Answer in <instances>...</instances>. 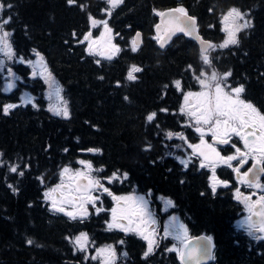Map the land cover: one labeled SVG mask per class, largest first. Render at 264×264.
Here are the masks:
<instances>
[{"label":"trees","instance_id":"obj_1","mask_svg":"<svg viewBox=\"0 0 264 264\" xmlns=\"http://www.w3.org/2000/svg\"><path fill=\"white\" fill-rule=\"evenodd\" d=\"M0 2L5 5L0 18L12 17L5 29L12 32L16 58L36 60L32 50H37L69 108L67 118L52 113L42 95L45 82L33 75L32 66L5 61L18 84L5 93L7 68L0 70V264L80 260L74 237L86 225L53 214L45 197L59 180L60 169L80 160L101 167L105 175L125 172L140 187L149 185L154 193L173 197L190 233L214 238L218 264H264V248L248 243L250 238L234 225L239 210L234 200L223 189L210 193L207 174L197 165L196 170L193 165L183 170L177 159L178 149H184L182 140L166 136L182 133L190 142L197 141L180 109L183 93L198 87L196 77L204 68L218 75L230 70L229 84H243V96L264 113V0H123L111 16L104 11L105 0H76L72 5L67 0ZM175 6L194 15L202 35L217 45L224 38L220 18L229 9L245 13L252 27L239 33L237 45L210 51L209 67L197 44L184 36L164 49L157 46L156 14ZM89 15L108 21L113 44L120 49L111 59L106 57L112 52L89 54L88 42H78L88 31L97 35ZM137 30L143 43L132 51ZM133 65L141 71L130 81L127 74ZM175 81H180L179 89ZM23 91L33 95L32 103L18 102ZM5 104L17 107L5 114ZM151 113L156 116L148 122ZM12 165L18 166L17 172L10 171ZM152 204L158 205L155 200ZM168 244L158 243L147 259L133 255V264H181L175 253L165 251Z\"/></svg>","mask_w":264,"mask_h":264},{"label":"snow or ice","instance_id":"obj_2","mask_svg":"<svg viewBox=\"0 0 264 264\" xmlns=\"http://www.w3.org/2000/svg\"><path fill=\"white\" fill-rule=\"evenodd\" d=\"M69 5H72L76 0H67ZM108 8L104 11L111 16L112 11L118 7L123 0H105ZM5 5L0 3V9H3ZM8 8H11L12 5L8 4ZM174 15L172 20L176 26L175 30L183 32L187 36H193V38L200 40L201 47V59L203 64L207 66L212 65V58H210L209 52L214 51L217 47L223 49L227 48L229 45H237L239 40L237 38V33L251 28L252 21L246 19V14L243 13L238 8H231L229 11L222 17L221 23L224 25L223 31L226 33V38L223 43L219 45L211 44L210 42H205L201 40L196 31V20L194 17L187 15L183 8H178L173 10ZM163 16V13H160ZM12 17L9 16L7 19H0V54L3 55L4 59H0V70L7 68L8 77H14V73L10 67H7L5 59L12 61L16 58V53L13 49V43L11 41L12 32L5 30L6 26L11 23ZM89 21L92 27L97 25H103L106 33H111L112 29L108 26L107 20H96L91 15H89ZM157 25V29H159ZM75 36L76 33H73ZM116 35H119L118 33ZM91 32L85 33L82 40L78 42L83 44L88 42L87 51L89 54H96L103 56V52L95 51L94 44L95 41L90 39ZM140 37V33L136 34V37L132 42V51H136L137 41ZM158 42L163 48L164 45L168 42L167 39L159 38ZM112 54L107 56V59H111L112 56L116 55L120 49L116 45H112ZM36 56V60H25L23 57L19 58V62L27 63L33 68V75H37V69L40 70V74L43 75L47 72V80L49 82L50 88L53 86L54 81L52 80L51 73L48 72L46 64L44 63L43 56L35 49L32 50ZM99 63V61H97ZM191 67V66H189ZM141 69L135 65L131 66L128 71L127 79L134 81L137 77L134 73L140 72ZM205 73L201 72L199 76L196 77L199 84L201 85L202 91L198 93H184L185 101H189L190 97H199L200 102L195 106L193 110L191 106L189 110H185L182 106L180 111L185 113L190 117V120H193L195 123L190 124L195 128V131L200 135L199 144H190L187 141V138L182 133H166V136L171 139L174 135L181 139L184 143H188V147L192 149V156L202 157L201 167H211L213 171L212 176V190L215 192L217 184H222L227 186L226 181H218L215 177V168L218 164L226 165L230 168H233V171L237 173V179L247 185L249 188L254 189H264V184L260 182V174H264V114L260 112L251 102H246L242 99V94L245 91L243 84H240L236 87L231 86L228 83V77L231 76V72H224L222 75H218L213 71L211 77H204ZM176 87L180 88V81H175ZM15 87V84L8 80L5 84L4 90H11ZM51 96L52 93L50 92ZM55 95L60 99L63 107H52L50 110L54 112L55 115L68 117L67 102L60 97L59 87L55 88ZM33 98L31 96L22 97V102L32 103ZM36 105L33 103V107ZM17 107L15 104H5L3 106V112L7 114L10 109ZM162 111H166L162 109ZM156 116V113L149 114L146 119L148 122H152ZM210 133L214 144L228 145L232 142L233 137H238L243 144V150L240 147H237L235 143H231V146L235 149L233 155L227 157L221 156L220 153L216 150L213 145H210L205 140V135ZM148 147H151L150 145ZM179 147V146H177ZM205 148L209 150L211 156L208 152L205 151ZM67 151V149L65 150ZM89 152H98L99 149H88ZM214 157V158H213ZM249 159L251 160L252 167L248 168L246 172L241 173V166L248 163ZM207 161V163H206ZM232 161H238L236 167H233ZM185 167H187L189 160L181 159L180 161ZM2 163V162H0ZM79 163L83 166L85 171H77L72 177L74 180V187L70 192L78 193L77 196H70V199L64 202L71 203L75 211L66 212L71 219H77L78 217L83 221L88 216V209L86 205H92L97 214L104 211L103 207H96L97 202H100L102 205L103 201L101 196L108 194L112 196V199L119 203L124 202V206L120 208V214L118 215V209L113 208L112 220L108 223V229L113 228L120 229L125 233L135 232L140 235L147 242V250L144 253V256L147 257L151 254L156 247H158V239L156 236L155 224L156 221L152 216L151 211L148 209V200L145 196H114L110 189L105 186L101 179L92 175L93 171H101L100 169L93 170L90 162L80 160ZM26 167V166H25ZM11 172H17L18 166H10ZM71 169L69 167H64L60 172V176L63 179L65 174L70 173ZM20 175H23V172L20 171ZM108 184H112L116 180L123 182L127 179V173L119 174L114 172L112 176L105 178ZM86 181V183H83ZM63 185H57L55 189H50L49 192L45 193L47 198L51 192L56 191L61 188ZM11 187V186H10ZM15 191V189H13ZM93 193H98L93 195ZM148 195H151L150 193ZM236 198L241 199V194L239 189H237ZM164 199V198H161ZM166 206L172 204L171 200H164ZM243 203L245 204L246 209L249 212V215L245 218L244 223L248 226L249 235L253 236L254 239L261 240L264 239V194L260 195L255 203L251 202V197L244 196ZM258 206V210L257 209ZM52 210L58 212H65L64 207H57L56 202L52 204ZM256 217L257 219H254ZM175 220V218H173ZM127 221V224L124 223ZM136 225L133 227V225ZM176 232L175 239L184 242L186 239V229L183 225H179L177 229L175 224L171 226H166L164 230L165 237ZM183 233V235H181ZM257 233H260L259 235ZM207 243L201 245L197 253H192L187 247L180 248L174 247L169 249V251L175 250L181 260V264H199L201 258H210L211 257V237L205 238ZM75 246L80 251H86L87 246L90 241L87 233L81 232L79 236L74 238ZM28 243H33L29 240ZM120 244H123L124 241H119ZM97 254L105 255V259L102 261V264H115L117 259V253L115 248L112 245H107L103 249H97ZM121 256H126L127 253H120ZM88 257H86L87 259ZM91 259H97V256L91 257Z\"/></svg>","mask_w":264,"mask_h":264},{"label":"flooded vegetation","instance_id":"obj_3","mask_svg":"<svg viewBox=\"0 0 264 264\" xmlns=\"http://www.w3.org/2000/svg\"><path fill=\"white\" fill-rule=\"evenodd\" d=\"M108 34L109 33H107V35ZM188 102L191 103L190 105L191 107L198 104V103H193V98L191 97L189 98ZM205 140L207 142H211V144L214 147L217 146V148L215 147L216 150L220 153L221 156L224 157L234 154L235 149L231 146V143H235L237 147L238 146L243 147V144L238 137H233L232 142L225 146L214 144L212 136L205 137ZM223 148H225L226 151L224 153H223ZM206 152H208V154L211 156L209 150H207ZM200 159H202V157H200ZM237 164L238 161H232L233 167H236ZM250 165H252V163L251 160L249 159L247 164L241 166V173L246 172L250 167ZM203 168L204 169H200L203 172H207V170H209L207 169V167H203ZM74 175L70 174V176H64V178L56 184L55 188L57 187V185L62 184L63 186L57 189L56 191L51 192L53 197L51 198V200H49V207H52V204L55 201L58 207L65 208V212H60V213L65 214L66 212L75 211L71 203L64 202L69 200L70 196L79 195L78 193L70 192V190L75 186L74 180L71 178L72 176L74 177ZM262 177H264V175ZM262 177L260 178V182L264 184V179L262 180ZM209 178L210 176L205 177L207 182L212 181L211 179L212 177L210 179ZM99 179H101L102 182L105 184V186L110 189L111 193L114 196H129V195H135V193L138 196H145V198L148 200V209L151 211L152 216L156 221L155 229L159 243H165L166 241L168 240L171 241L173 239L172 236L175 234V232L173 231L172 234L165 237L164 230L166 226L172 225L174 217L177 219L176 228L178 229L179 225H183L184 228L187 230V225L185 224L186 222L183 223L182 220L180 219L179 206L177 205L176 200L170 195L166 193H162V194L154 193L149 185H144L140 187L137 183H135L130 188L122 189L120 180H116L112 184H108L106 179L103 180L102 177H100ZM67 180L70 182V184H67ZM223 181L227 182V186H224L225 192L227 194H232L236 197L237 189H239V192L241 194V199L239 200L237 199V200L241 203V207H242V209L239 211V218L241 219L242 224L246 226L244 228V231L249 234L248 226L244 223V220L249 215V212L246 209L245 204L243 203V192L244 190H247L248 187L247 185L241 183L237 179V173L234 172L233 168L230 167H229V172L226 174V178L223 179ZM83 183H86V181H83ZM211 185H209V187L212 189ZM257 190L259 191V194L256 195L259 197L261 195L260 191L262 189H257ZM149 193L151 195H148ZM97 194L98 193H93V195H97ZM101 200L103 201L102 205L100 204V202H97L96 207L102 206L104 211L97 214L95 208L92 205H86L88 209L87 218L84 219L83 221H81L79 217L75 219L78 224H84L87 226L84 229V231L87 233V235L91 236L89 238L90 243L87 246V250H93L92 248L93 244H95L96 248H104L107 245H112L114 248L118 246V250H116L117 259L115 261V264H133L134 261L133 255L134 256L136 255V257L140 260L145 259L146 257L144 256V253L147 248V242L140 235H138L135 232L125 233L124 231H121L120 229H116V228H113L111 230L108 229L107 225L112 220L111 210L114 207H116L118 209V215H119L120 208L124 206V202L121 201L118 205L117 202L112 199V196H109L108 194L102 195ZM153 200H155L158 203L157 207L152 204ZM164 200H171L172 204L170 206H166ZM255 210H258V206L257 209ZM171 215H173V217L170 219ZM189 217L190 216L188 215V218ZM253 218L257 219L256 217ZM124 223L127 224V221H124ZM135 226L136 225L134 224L133 227ZM257 234L259 235L260 233ZM119 241H124V243L120 244ZM259 244L262 248H264V239L259 240ZM120 253H127V255L121 256ZM104 259H105V255H103L102 258L100 259L97 258L93 260L91 259L84 260V263L102 264V261ZM74 264H81V263L77 261Z\"/></svg>","mask_w":264,"mask_h":264},{"label":"rangeland","instance_id":"obj_4","mask_svg":"<svg viewBox=\"0 0 264 264\" xmlns=\"http://www.w3.org/2000/svg\"><path fill=\"white\" fill-rule=\"evenodd\" d=\"M1 3V2H0ZM0 14H1V9H0ZM1 17V16H0ZM1 19V18H0ZM105 20V19H104ZM223 27H224V25L222 24V29H223ZM92 28H97V35L96 36H92L90 39L92 40V41H95L96 43L94 44V50L95 51H99V52H105L106 50H109V48H112V40H111V37H110V34H108L107 35V33L105 32V29H104V27H103V25H97L96 27H92ZM6 30V29H5ZM8 31V30H7ZM225 38H226V33H225ZM225 38H224V40H225ZM223 40V41H224ZM219 44H221V43H219ZM105 54H109V51L108 52H106ZM0 58L1 59H4V57H3V55L2 54H0ZM5 61H6V59H5ZM7 61H9V60H7ZM13 61V60H12ZM14 61H16V62H19V57H17V58H15V60ZM33 61H35V60H33ZM39 72H40V70H39ZM204 73H205V76L204 77H201V79H204V78H207V77H211V75H212V73L213 72H208V71H204ZM39 76H41V79H42V81H44L45 82V89L43 90V93H42V95H43V97H44V99H45V101H46V105H47V108L50 110V106H52V107H57V106H59V107H63V104H61V102H60V99L55 95V88L56 87H59V89H60V97H62L63 98V100L64 101H66L65 100V98H64V96H63V93H62V88H61V86H60V84L58 83V81L56 80V79H54L52 76V80L54 81V84H53V86L50 88V86H49V82H48V80H47V72L46 73H44L43 75H41L40 73H39ZM8 80H11L14 84H15V87H17V84H18V77L16 76V75H14V77H8V75H7V71L4 73V84H3V91L5 92V93H9V92H11L14 88H12L10 91L9 90H4L5 89V84H6V82L8 81ZM200 91H202V88H201V85L199 84V82H198V90H194V91H186L185 93H188V92H192V93H198V92H200ZM52 93V95L50 96L49 95V93ZM24 96H31L32 97V94L30 93V92H28V93H25L24 91L21 93V98H20V100L18 101L19 103H21V104H25L24 102H22V97H24ZM191 98H193V103H198L199 104V102H200V98L199 97H195V96H193V97H191ZM185 100V99H184ZM186 102V101H185ZM27 104V103H26ZM190 105H191V103L190 102H186V104L185 105H183V107L185 108V110L187 111V110H189V107H190ZM197 105V104H196ZM195 105V106H196ZM195 106H193V107H191L193 110L195 109ZM51 111V110H50ZM52 113H54L53 111H51ZM193 121V120H192ZM195 123V122H194ZM199 134V133H198ZM200 136V135H199ZM207 136H211V134L210 133H207L206 135H205V137H207ZM200 140V139H199ZM209 140V139H208ZM210 141V140H209ZM208 144H210V145H212L211 144V142H207ZM241 149H243V147H240ZM208 149H206V151H207ZM92 165V168H93V170H95V169H100V167H95V165H93V164H91ZM67 167V166H66ZM70 169H71V172L70 173H67V174H75L77 171H85V169L83 168V166L79 163V161H78V163H76V165L74 166V167H69ZM61 171H62V169H61ZM97 174H98V172L97 171H93V173H92V175L93 176H95V177H97ZM73 177V176H72ZM71 177V178H72ZM103 179V178H102ZM70 180V179H69ZM104 180V179H103ZM71 181V180H70ZM67 184H70V182L67 180ZM248 187V186H247ZM249 188V187H248ZM257 192H256V190L254 189V188H250V189H248V190H245L244 192H243V197L244 196H249V197H251V202H253V203H255V201H256V199L254 198V195L253 194H256ZM135 195L136 196H138L136 193H135ZM49 197H50V200H51V198L53 197L52 196V194L51 195H49ZM116 208V207H115ZM173 217V215H171L170 216V219ZM175 218V217H174ZM176 218H175V220H173V223H172V225L173 224H175V226H176ZM175 235H176V232H175V234L172 236V238H174L175 239ZM181 235H183V233L181 234ZM77 236H79V235H76L75 237H77ZM74 237V238H75ZM188 236L186 235V238H187ZM181 241H179V240H177V239H175V243L171 246V248L170 249H173L174 247H180L181 246ZM106 247V246H105ZM104 247V248H105ZM93 248V250H87V252H88V254H89V259H91V257H93V256H97V258L98 259H100V258H102V256L104 255V254H101V255H98L97 254V249H103V248H96L95 246H93L92 247ZM115 250H118V246H116L115 247ZM91 260H93V259H91Z\"/></svg>","mask_w":264,"mask_h":264},{"label":"water","instance_id":"obj_5","mask_svg":"<svg viewBox=\"0 0 264 264\" xmlns=\"http://www.w3.org/2000/svg\"><path fill=\"white\" fill-rule=\"evenodd\" d=\"M175 9H177V8H166V9H163L161 12H159L157 14V20H156V22L154 23V26H153V31H154L155 35L157 36V46L160 49H164L167 45H169L172 42V40L175 37L183 35L186 38L195 41L197 46H198V48H199V50L201 51L202 44H201L200 40H197V39L193 38V36H187L183 32L175 30L176 26L174 25V22L172 20V16L174 15L173 10H175ZM160 13H163L164 15L161 16ZM187 15L190 16V17H194L193 15H191L189 13H187ZM195 20H196V31H197V34L199 35V37L201 38V40H203L205 42H210L209 39L204 38V36L200 33L199 26H198V21H197L196 18H195ZM157 25L160 26L159 29H157ZM137 33H140V37H139V39L137 41V45H140L142 43V34H141V32L139 30L135 32L133 39L136 37ZM159 38H164V39H167V41H168L164 45L163 48L160 46V43L158 42ZM206 237L207 236L203 235V234L191 237L187 241V243L184 245V247H187L192 253L195 254V253L198 252V250L201 247V245H204V244L207 243V241L205 239ZM211 259H212V243H211V257L210 258H201L199 264H205V263L209 262ZM193 264H195V262H193Z\"/></svg>","mask_w":264,"mask_h":264}]
</instances>
